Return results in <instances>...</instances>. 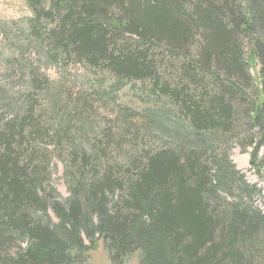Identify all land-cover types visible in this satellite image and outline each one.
I'll use <instances>...</instances> for the list:
<instances>
[{"label": "trees", "instance_id": "obj_1", "mask_svg": "<svg viewBox=\"0 0 264 264\" xmlns=\"http://www.w3.org/2000/svg\"><path fill=\"white\" fill-rule=\"evenodd\" d=\"M28 3L23 29L0 25V43L18 53L0 61V264H87L100 241L111 264L135 255L139 264H264L259 190L218 156L243 142L264 180V0ZM32 53L93 76L69 93V114L59 116L60 103L52 112L54 152L71 162L63 203L49 186L55 165L36 149L49 127L32 93L48 82ZM16 78L27 82L19 96L10 95ZM98 107L114 120L85 147ZM159 119L175 128L169 142L138 154L141 132ZM126 144L132 153L112 160Z\"/></svg>", "mask_w": 264, "mask_h": 264}, {"label": "rangeland", "instance_id": "obj_2", "mask_svg": "<svg viewBox=\"0 0 264 264\" xmlns=\"http://www.w3.org/2000/svg\"><path fill=\"white\" fill-rule=\"evenodd\" d=\"M43 2H47L49 0H42ZM32 16V10L29 6L28 0H0V25L5 27L16 26L18 29H23L26 24V20ZM127 38H132L129 35H126ZM17 52H11L5 44L0 43V61L6 60L7 58H13L17 56ZM31 58L36 61L37 65L40 67V73L47 79L48 88L44 89L42 94L32 93L35 98V109L34 114L43 115L44 120L43 123H48V136L47 142L41 143L39 142L36 146V149L39 153L44 152L47 156V159L51 161L55 165L54 172L51 174L49 186L55 190V195H52L53 199L57 202L63 203L66 199L70 197V192L68 190V183H71L73 180L70 179V176L65 175V168L69 166V171L71 173V162L67 158V150H61L60 153L54 152L55 144L52 142V138L54 135V131L59 127V118L57 117V113L59 116H63L66 112L69 114V111H72L73 104L71 98H69V93H71L74 97L77 96L78 92L85 91L88 86L89 79H92V75L87 73L82 67L76 65H58L56 63H51L46 61L44 56L40 59L37 57L36 53H32ZM39 61V62H37ZM0 69L5 70L4 65L0 63ZM259 70L258 66H254L251 69V73L257 75V71ZM13 87L10 89V95H17L21 93L27 92V86L25 83L18 81V79H13ZM64 91L61 97V101H59V97L55 96L61 89ZM57 89V90H56ZM256 92V88L251 92V96L254 97V93ZM59 95V94H58ZM55 98V101H52L51 98ZM123 97V96H122ZM121 97V98H122ZM130 97V96H129ZM125 100V99H124ZM125 101H130L126 99ZM63 107L64 109L57 112L55 106ZM136 104V103H135ZM136 108L140 109L139 106L135 105ZM60 110V107H58ZM69 109V111H68ZM98 117L101 119L98 122H91V124L86 125V128L89 132V136L86 139V146L88 140H96V138L101 136V133L105 131V125L108 121L114 120L111 113L104 109L103 107H98ZM53 115V117H51ZM60 117V118H61ZM68 117V116H67ZM140 119V117H138ZM72 121V120H71ZM152 127H150L148 136L146 135V131H142L141 133H145L143 139L139 141L136 146V152L139 154H145L149 150L157 149L161 147L162 144L168 143L170 139V134L173 133L175 128L169 127L167 123L163 120L159 119L155 121ZM143 124L140 120L137 121V125ZM74 121L70 124L73 126ZM104 124V126H103ZM77 125L78 124H74ZM80 125V124H79ZM107 126V125H106ZM115 131V128L113 129ZM76 141L79 140V137L75 138ZM127 143V142H126ZM63 144H67V140L63 141ZM243 142H239L236 140H229L226 144L224 143L221 148L218 150V156L228 154L229 159L235 164L237 170H239L244 176L243 179L241 176L237 180L245 181L251 186H256V189L259 190L258 193L254 195L253 204L256 208L262 210L264 212V180L256 173L253 167L250 164V152L252 149L248 148L245 152L242 151L241 145ZM132 153V149L130 145L126 144L123 147V153L120 156L112 153L111 159L118 163L121 162L123 157L130 155ZM67 164L65 166V164ZM241 175V174H240ZM226 196V195H225ZM227 199L229 202H233L238 199L236 194H232V197L227 194ZM50 216L53 221L57 223V218L50 212ZM89 259L87 264H111L109 254L105 250L102 241L99 242V245L96 250L91 251L89 253ZM127 264H139L138 256L132 257Z\"/></svg>", "mask_w": 264, "mask_h": 264}]
</instances>
